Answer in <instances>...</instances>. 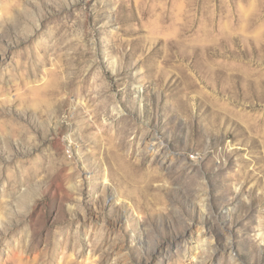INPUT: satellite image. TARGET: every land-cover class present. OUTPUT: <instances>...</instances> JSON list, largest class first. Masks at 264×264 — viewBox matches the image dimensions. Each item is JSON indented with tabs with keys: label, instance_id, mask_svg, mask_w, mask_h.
I'll list each match as a JSON object with an SVG mask.
<instances>
[{
	"label": "rangeland",
	"instance_id": "rangeland-1",
	"mask_svg": "<svg viewBox=\"0 0 264 264\" xmlns=\"http://www.w3.org/2000/svg\"><path fill=\"white\" fill-rule=\"evenodd\" d=\"M0 264H264V0H0Z\"/></svg>",
	"mask_w": 264,
	"mask_h": 264
}]
</instances>
